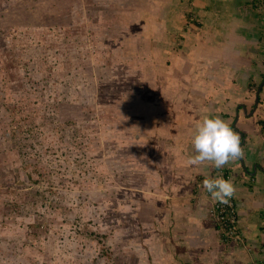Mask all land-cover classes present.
I'll return each instance as SVG.
<instances>
[{"label": "rangeland", "instance_id": "obj_1", "mask_svg": "<svg viewBox=\"0 0 264 264\" xmlns=\"http://www.w3.org/2000/svg\"><path fill=\"white\" fill-rule=\"evenodd\" d=\"M163 12L0 0V264H145L140 188L156 180L159 133L185 122L162 91L181 70Z\"/></svg>", "mask_w": 264, "mask_h": 264}, {"label": "crops", "instance_id": "obj_2", "mask_svg": "<svg viewBox=\"0 0 264 264\" xmlns=\"http://www.w3.org/2000/svg\"><path fill=\"white\" fill-rule=\"evenodd\" d=\"M151 1L164 9L159 18L174 27L169 33L178 34L181 44L173 63V69L181 70L174 87L162 91L185 122H180L179 137L171 130L165 137L159 133L158 145L164 149L156 180L144 187L147 190L140 188L152 196L146 211H154L145 223L144 245L140 240V261L258 264L264 257V0ZM186 95L192 99L189 103ZM204 115H219L239 134L242 159L221 169L187 164L195 155V125ZM222 173L236 188L240 241L224 239L210 212L215 201L202 186L206 177L224 178Z\"/></svg>", "mask_w": 264, "mask_h": 264}, {"label": "clouds", "instance_id": "obj_3", "mask_svg": "<svg viewBox=\"0 0 264 264\" xmlns=\"http://www.w3.org/2000/svg\"><path fill=\"white\" fill-rule=\"evenodd\" d=\"M258 86L257 88H259ZM191 143L195 155L187 159L189 166H201L208 163L216 169H221L231 162L242 159L244 156L239 134L234 132L229 123L219 115H204L195 125ZM222 175L224 176V173ZM202 186L211 195L212 200L223 205L229 204L230 199L236 192L233 182L222 176L206 177L202 181ZM241 239L242 237L240 239L225 240L231 242L240 241Z\"/></svg>", "mask_w": 264, "mask_h": 264}, {"label": "built area", "instance_id": "obj_4", "mask_svg": "<svg viewBox=\"0 0 264 264\" xmlns=\"http://www.w3.org/2000/svg\"><path fill=\"white\" fill-rule=\"evenodd\" d=\"M210 212L216 218L219 230L226 240L241 238L240 214L235 194L227 205L215 201ZM258 264H264V257Z\"/></svg>", "mask_w": 264, "mask_h": 264}, {"label": "water", "instance_id": "obj_5", "mask_svg": "<svg viewBox=\"0 0 264 264\" xmlns=\"http://www.w3.org/2000/svg\"><path fill=\"white\" fill-rule=\"evenodd\" d=\"M262 85H263V84H261V85L259 86L258 90H257V97H256V100H255L256 103H259V100H260V98H259V93H260V91H261Z\"/></svg>", "mask_w": 264, "mask_h": 264}, {"label": "trees", "instance_id": "obj_6", "mask_svg": "<svg viewBox=\"0 0 264 264\" xmlns=\"http://www.w3.org/2000/svg\"><path fill=\"white\" fill-rule=\"evenodd\" d=\"M36 110V109H35ZM225 179H227V174L224 175Z\"/></svg>", "mask_w": 264, "mask_h": 264}, {"label": "flooded vegetation", "instance_id": "obj_7", "mask_svg": "<svg viewBox=\"0 0 264 264\" xmlns=\"http://www.w3.org/2000/svg\"><path fill=\"white\" fill-rule=\"evenodd\" d=\"M260 94V93H259ZM256 97H257V93H256Z\"/></svg>", "mask_w": 264, "mask_h": 264}]
</instances>
